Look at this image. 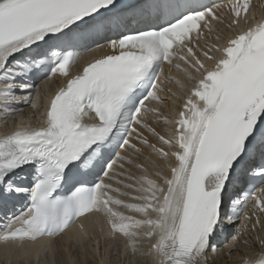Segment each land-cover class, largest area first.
I'll return each mask as SVG.
<instances>
[{
    "label": "snow or ice",
    "instance_id": "obj_1",
    "mask_svg": "<svg viewBox=\"0 0 264 264\" xmlns=\"http://www.w3.org/2000/svg\"><path fill=\"white\" fill-rule=\"evenodd\" d=\"M251 7L252 0H160L138 9L116 0H0V119L22 105L38 109L36 80L68 77L86 37L110 34L115 52L67 79L42 125L21 122L0 135V206L9 195L26 198L0 222L10 254H35L39 264L59 251L58 237L70 245L88 238L83 221L92 215L103 217L106 241L122 238L126 255L151 264H211L219 237L232 232L238 241L264 229V187L255 183H264V17ZM137 16L155 23L122 30ZM214 31V42L204 39ZM177 101L173 116L162 111ZM161 123L163 130L153 126ZM116 148L150 150L154 173ZM117 161L141 175L116 172ZM90 174L97 178L85 179ZM241 182L247 188L237 192ZM255 243L261 250L238 264H264V236Z\"/></svg>",
    "mask_w": 264,
    "mask_h": 264
},
{
    "label": "bare ground",
    "instance_id": "obj_2",
    "mask_svg": "<svg viewBox=\"0 0 264 264\" xmlns=\"http://www.w3.org/2000/svg\"><path fill=\"white\" fill-rule=\"evenodd\" d=\"M142 162L147 163V161L145 159H142ZM148 167H152V166L149 164ZM150 171H151V173H154L155 169L152 167L150 169ZM164 171L165 172L168 171L166 167L164 168ZM102 221H103V218H102ZM86 228H87L89 234H91L92 236H95V233H98V232L91 231V229H89V227H87V226H86ZM104 232H107V226H106V229H105ZM71 233H74L73 228L69 231V234H71ZM99 234H101L102 236H104V233H99ZM252 237H254V236L252 235ZM87 239L88 238L84 239L82 242L81 241H78L77 244L74 245V246H77L78 247V249H79L78 253H79V255L81 257L83 256V254L85 252V247H86V244H87ZM247 240L251 242V238L250 237H247ZM112 241L113 240H109L105 244V246H104L105 248L102 249L103 250V254H101V257H99V258L96 259L99 262L96 261L95 258L93 259V261L95 260L96 263H98V264H102V261H104L107 264V258H106L107 256L105 255V253L107 252L106 249L107 248L109 249V242H112ZM115 243H116L117 247H120L121 248L122 251L125 249V241L122 238H120V241H116ZM144 244H145V247H143V248L146 249L148 245L146 243H144ZM56 245H57L58 249L61 250L64 253L67 251L68 247L71 246L67 242V237H62V238H59L58 237L56 239ZM102 245H103V243H102ZM10 247H11L10 245L9 246H6V245L0 243V264H12V263L13 264H37V260H36L35 254H33L32 257H31V259L29 260V259L23 258L19 252H16L14 254H10L9 251H8ZM95 249L97 251V248L96 247L93 248V250H95ZM98 251H100V249ZM228 252H229V255L231 256L232 259H234L236 261L239 260V258H240L239 255H240V252H241L240 250L239 251L238 250H235V251H229L228 250ZM91 253H92L93 257H94L93 251H91ZM219 253H220V251L218 250L217 253H215L214 256L210 255V260L212 261V263L213 264H229V260H227V258H225L224 256H219ZM89 255H91V254L89 253ZM47 257L50 258V259H52L54 257V255L50 251ZM47 257H43L42 256L41 259H40L39 264H44V259H45V262H46V258ZM13 258H14V260L11 261ZM86 259H87V257H86ZM146 259H149L151 261V258H145L144 260H146ZM126 260H128V256L126 257ZM136 260H137V257H136ZM93 261H92V264H93ZM10 262H12V263H10ZM67 263L68 264L69 263L70 264H73V263H71V259L70 260H67ZM46 264H47V262H46Z\"/></svg>",
    "mask_w": 264,
    "mask_h": 264
},
{
    "label": "rangeland",
    "instance_id": "obj_3",
    "mask_svg": "<svg viewBox=\"0 0 264 264\" xmlns=\"http://www.w3.org/2000/svg\"><path fill=\"white\" fill-rule=\"evenodd\" d=\"M86 245H88V239H87V244ZM102 245V244H101ZM109 245H111V242H109ZM72 246H74V245H71V246H69L68 247V249H67V251L69 250V252H71V255H72V258H73V260H74V262L75 263H73V264H92V261H93V259L95 258V260L97 259V258H99V257H101V254H103V250L101 251H96V249L95 250H92L93 251V253H94V257H93V255H92V253H90L88 250L86 251V254H85V252H84V254H83V256L81 257L82 259H81V261L80 262H78L77 261V253L78 252H76V251H74V249H72L71 250V248H72ZM114 247L116 248L117 247V245H116V243H114ZM141 247H145V244L143 243L142 245H141ZM105 247H103L102 249H104ZM114 248V250H117V248L115 249ZM71 250V251H70ZM86 250V249H85ZM107 250V252H108V248L106 249ZM91 254V255H89V253ZM100 252V253H99ZM107 252L105 253V255L107 256ZM99 253V254H98ZM121 253V252H120ZM62 254H63V252L61 251V250H59V251H57L56 252V254H55V256H57V258H58V261L60 262V260H61V258H62ZM66 256V259L67 260H70L71 258H69V255H65ZM87 257V259H86V257ZM85 257V258H84ZM119 256H117V254H116V252H115V254L114 253H111V255H109V256H107L106 258H107V262H111V264H121V257H119ZM115 258V259H114ZM145 258L144 257H137V260L139 261V264H142L141 262H144L145 260H144ZM14 260V258L11 260V261H13ZM93 261V264H96V261H98V260H96V261ZM135 260H136V258H135ZM106 261V260H105ZM59 262H58V264H59ZM71 262H72V259H71ZM99 262V261H98ZM2 263V262H1ZM10 263H12V262H10ZM13 264V263H12ZM44 264H46V262H45V259H44Z\"/></svg>",
    "mask_w": 264,
    "mask_h": 264
}]
</instances>
